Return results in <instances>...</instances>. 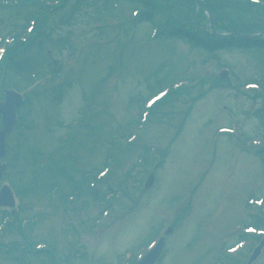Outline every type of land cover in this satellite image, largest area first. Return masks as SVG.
I'll return each mask as SVG.
<instances>
[{
    "label": "rangeland",
    "instance_id": "1",
    "mask_svg": "<svg viewBox=\"0 0 264 264\" xmlns=\"http://www.w3.org/2000/svg\"><path fill=\"white\" fill-rule=\"evenodd\" d=\"M158 3L164 7V14L166 10L169 11L166 12L168 15L172 16L174 19H176V17L181 18L184 24L189 27H192L195 22L202 23L200 16L194 18L191 7L183 0H158ZM118 4V8L113 9V11L108 13L109 15H98L99 20H95L102 23L101 25L104 24V34L106 38L103 39L102 42H99L97 38L100 31L96 29L95 22L93 23L87 18V16L90 17L93 11L86 14L87 16L84 15L79 18V22L74 26H61L55 28L53 39H67V41L73 44L75 52L77 51L79 54L76 65L71 62L73 61L69 57L71 53L68 52L67 48H64L61 51L62 53H60L55 46L50 44L46 46L43 58H47L48 61L56 58L63 64L64 70H68L66 73H63L62 79H67L68 81L72 80L74 82V88H76L75 90L73 89L74 92L70 94L72 100L78 98L77 94L83 95L84 93L86 94L85 102L91 106L89 112L94 113L97 109H102L97 116L94 117V115L91 114L87 119L93 122L94 125L102 126V135L107 136L106 133L108 132L110 137H112L111 132L120 135L122 131L124 132L128 127V125L125 124L127 123L128 115L124 114L126 108L122 107V105L128 101L130 96L137 93L138 89L135 88V83L140 77L139 75H135L131 76L132 78L129 79L127 78L128 75L125 74L119 81L120 85L118 83L113 88H109L110 86L107 88L103 84V89H105L104 93L108 91L105 99L109 100V103L115 107L107 104L103 108L104 102H102V97L104 93L102 92V87L101 97L97 93L99 92V81H101L107 73L106 71L108 68L106 69V64L110 63L111 69H114V67L117 68V66L120 65H126L127 71L136 68L146 71L164 59L167 67L172 69V74L175 79L180 78L186 80L188 76L185 75L184 69L186 68L187 70L189 67L196 68L194 74L198 76L200 80L197 84L191 85V87L187 89L188 94L186 97L171 102L169 109L165 108L162 110L163 114H161L159 118H152L153 121L154 119L171 120L173 125L176 124L174 128V133L176 135H174L172 131L166 132L165 135L167 134L169 137V139H167L166 136L162 135V133H164L163 129H160L158 133L153 132V130L156 129L155 122H152V126L147 128L143 134L142 131L138 129L135 135L137 138L140 135L141 138H139L137 143L126 148L117 156L115 166L112 168L113 171L109 182L111 186L116 187L124 180L127 172L132 169L131 167L136 165V160L140 158V154L138 156L136 150L145 147V144L147 142L149 143L151 140L156 141L162 147L159 149L160 151H156L155 155L159 160H161L164 155V160L162 161L166 163L165 167L157 173V186H159V188L152 190V192L148 194L144 192L142 189L144 181L152 172L156 171L152 166L145 168L141 174L136 175L134 179H132L139 181L141 188L137 190L127 188L128 190L125 193L128 197L132 194H140V198L134 201L130 200V197H122L120 202L115 204L112 203L114 206V210H112L111 214L113 218H109L110 220H107L105 222L106 224L101 226L97 231L92 232V229L88 231L78 226H82L80 220H84L85 222L88 220L87 223H89L91 227V222L99 217L100 211L103 209L102 205L98 207L93 203L85 214L81 213L78 217H74L77 215V212H68L71 217H74L71 220V217L64 214L63 206L59 205L57 210L54 211L45 204L43 208L36 207L33 213H45L51 209L53 212H56V215L52 216L51 221L47 222L44 228L42 225H37L34 231L36 233L35 237H33L34 232H25L24 236L29 238V240L33 238L35 241L32 242L36 243L41 241L38 239H48L50 236L45 237L42 236V234L44 232L50 234V230H54L55 233L59 230L65 235L69 228H72L70 226V224H72L75 225L77 229L79 228L81 230L79 238L68 237V239L64 240L59 236H57V238L51 236L50 243L55 244V246L59 248L60 253H56L57 256L61 257L63 260L70 259V262L73 264H117V256L121 255L125 248H130L134 239L139 238V236L133 235L136 232L130 234L128 231H134L136 225L140 226L146 223L144 220L145 212V218L148 219L150 228H147L143 235H150L149 239H151L161 226H164L168 220L173 218V213L176 209L174 207L183 206L185 199L192 196L191 202L193 203L194 211L199 215L196 216L195 223L186 226L185 229L176 232L167 239V244L164 249L165 256L166 254L167 256L163 264H204L199 257L210 253L209 256L212 255L214 259H217L219 256L218 248L220 245L224 244L227 236L226 234L230 229L229 227L244 219L240 202L250 195L261 194V196H264L263 162L256 155L260 147L258 149L250 148L249 151L248 149L245 150L248 152L246 157H243L240 152L235 151L238 148H242L241 141L247 140V138H253L258 131L257 123L254 121L252 122V120H255L253 114L256 109L264 106V99H255L253 97L254 92L250 90H241L244 93L240 91L239 94L240 89L238 90V88H240L239 85H243L244 82L249 83L256 78H261L264 81V58H260L256 51L238 52L236 50L221 52L217 55L218 57H215V55H209L201 49L193 48L181 39L175 41L162 39L156 42V44L154 43L151 46L142 47V40L145 39L146 35H149L151 30L149 25H139V28L135 29L133 32L131 31L130 33H123L120 35H118V31L115 30V28L112 29L109 27L111 17L115 15L122 16L126 12L128 14L131 10V7L127 4ZM3 15H1V18L4 22L2 26H0V36L7 34L15 23H19V25L22 23L17 16L11 17L9 14ZM126 19L128 18L123 19L121 24L125 22ZM54 27H56L55 23L51 21L47 30L48 28ZM69 33H71L70 40L67 38ZM95 40H97V42ZM96 43L97 45L94 46ZM92 46L94 56L101 59L100 61L105 62L101 66H99V64L96 65V68H98L100 72L99 78L98 74L95 73V62L89 60L85 66V79L83 80V76H79L77 72L84 66L82 55L91 52ZM123 50L124 56L122 54ZM47 52H49V54ZM211 58L218 59V61L209 64ZM99 59L95 58V60L98 61ZM113 59H116V61ZM112 64L116 66L113 67ZM225 66L230 67L229 69L231 72L227 74L226 79H222L221 69ZM125 70L126 68H124V71ZM139 70L132 72L136 73ZM163 72H166V70ZM234 72L237 74L238 79L244 80L240 81L243 84H238L233 80ZM93 73H95V76H93ZM7 77L8 87L18 85L19 79L16 78L17 81L15 80V83L12 84L11 80L13 76L7 74ZM129 81H132V85L127 84ZM84 85L85 88L83 87ZM127 86H129L130 95L122 98L118 89L122 90ZM44 88H48V85ZM79 89L80 91L78 92ZM3 93L2 91V97ZM68 94L67 91L64 93L65 97L59 106L63 105L70 111L73 102L70 105ZM237 95L240 98L239 102H237L238 100L235 98ZM51 99L52 96L47 94L45 97H42L40 101L32 100L29 103L28 117L33 120L35 130L31 133L23 128L20 133L9 137L7 140L8 159L12 160L18 154L20 156L27 153L32 154L33 151L42 153L43 149L48 146L47 142L44 141V139L49 141V139L44 136V129H46L47 133L52 132L55 123L51 126L46 124L43 129L44 124L47 122L45 115L49 116L54 109H58L57 106L52 105L53 103L50 104ZM199 101L202 102L199 103ZM200 104L202 105L197 107ZM246 112L247 114L245 116ZM179 113H186L185 116H183L189 122L186 128L184 127L187 123L178 119ZM26 114L27 110L23 109L21 115L24 119ZM164 114H168V117L164 116ZM63 117H66L65 113H54L49 120L51 122H58L62 120ZM213 118L217 121H224L225 119L234 121L238 119L245 120L247 126L242 130L238 129L239 138L226 136L233 139L224 140L221 138L218 140V146H216V144L214 145L211 142L210 135L219 129L217 128L219 125L217 124L215 126L213 123L212 125H214V127L210 126V119ZM25 120L27 121V119ZM228 122L229 121H225L220 125L224 126ZM20 123L23 122L21 121ZM198 125H200V127L196 128ZM172 126L167 128V130H171ZM181 126L183 128H176ZM179 133L182 135H178ZM52 134L54 136V132ZM63 134H65V132H60L59 136ZM59 136L54 137L57 139ZM239 139H241V141ZM105 140L106 139H96L89 141L88 139H83V145H86V149H82L78 156L82 158V162L86 161L88 163V169H90L91 166L100 167L99 164L106 150ZM53 145L51 144L49 148L53 147ZM168 145H170V148H168ZM249 152L252 157L249 155ZM169 153L171 156L166 162ZM11 155H13L12 158H10ZM253 157L259 162L256 166L253 162L254 160H252L254 159ZM120 162L123 164L121 168L119 166ZM12 174L10 177H12ZM258 178L261 179V183H259ZM30 180V177H28L22 180V184L27 185ZM259 184L260 189L258 186ZM11 188L13 189V186ZM163 196L173 201L167 205L164 203L160 205L159 202H164V199H160ZM157 197L159 198V202H157ZM17 201L20 202L18 198ZM217 207L221 209L215 214L214 212ZM187 208L189 209L188 213L193 211L191 203ZM159 209H161L162 212ZM185 214L186 210L183 213V218ZM21 216V219H24L27 215L25 216L24 213ZM246 220H248V224L245 226L250 225L251 221H249V218H246ZM68 221H70L68 225L69 228L66 226ZM125 221H128V223ZM64 223H66V225H63ZM194 226L197 231L191 239V232ZM125 227H127L128 231L123 230ZM41 228H43V230ZM5 238H7V240L4 239L7 242L14 240L22 241L23 239L20 235L16 236L13 233H7ZM235 241L236 239L230 235V240H227L224 244L225 246L222 248H228ZM83 246H86V251L81 249ZM134 246L136 245L131 246L130 249ZM68 248L75 249L66 253ZM79 250L82 255H86V253L90 255L89 261L87 257L85 262H83L81 258L77 259L74 256L72 257V252ZM0 260V264H16L15 260L7 255L0 256ZM31 262V264H40L37 260ZM262 262L263 263H260V261H258L256 264H264V256ZM209 264L213 263L209 262Z\"/></svg>",
    "mask_w": 264,
    "mask_h": 264
},
{
    "label": "trees",
    "instance_id": "2",
    "mask_svg": "<svg viewBox=\"0 0 264 264\" xmlns=\"http://www.w3.org/2000/svg\"><path fill=\"white\" fill-rule=\"evenodd\" d=\"M134 1H135L136 5L143 6V8H145L146 11H149V13L147 15H145L144 17H141L139 19L140 22H144V21L153 22L154 21V18L157 17V16H159V14L156 12V10L158 9V5L156 4V2L154 0H134ZM225 3H227V7L230 9L229 12H232V13H238V12L239 13H241V12L243 13L247 9V7L250 6L247 3H238V2H231V1L229 2L227 0H225V1H220V0L219 1H215V0H205L204 1V5L207 8H209L216 15H219L220 14L219 9L221 10L222 9V6H224ZM32 7H33L34 10L36 9V7L34 5H31V6L29 5V6H25L23 8H19V6H17V7H15V10L17 11V14L18 15H21V16H22L23 13L25 14V12H27L25 14V18H28L30 16V12H33ZM83 7H88V3L83 4ZM73 9L75 10L74 12H78V6H74ZM262 11L264 12V9ZM63 21H65V20H62V22ZM231 26L236 27L237 25L236 24H232ZM223 28L225 30H227V31H242V30L246 31V30H248V28L247 27H244V26H241L240 28H237V29H231V30L228 29L227 27H223ZM185 35L190 36V37L193 36V35H191L189 33L188 34L183 33L181 30H179L178 33H177V36L184 37ZM40 37L41 36H39L38 38H40ZM42 37H43V35H42ZM205 38L215 39L211 35L210 36L209 35H206L205 37H202L201 35H199V36L194 37V40H192V41H193V43L195 45H200V46H202V47H204L206 49H209V46H213L214 48H221L223 46L232 47V46H235V45L234 44H231V42H236L234 40H231V41H221L219 43H217V42H214V43L213 42H210V44L207 45L206 42L200 40V39H205ZM215 40H217V39H215ZM37 43H40L41 44L42 42H40L39 40H37ZM253 43L259 44V42H257V41L256 42H253ZM29 65L30 66L32 65L33 66V69H34L37 64H35L33 62V60H30L29 61ZM27 66H28V64H26L25 67H27ZM20 71H22V68L20 69ZM171 97L172 96H170L169 99ZM35 156H38V155H35Z\"/></svg>",
    "mask_w": 264,
    "mask_h": 264
},
{
    "label": "bare ground",
    "instance_id": "3",
    "mask_svg": "<svg viewBox=\"0 0 264 264\" xmlns=\"http://www.w3.org/2000/svg\"><path fill=\"white\" fill-rule=\"evenodd\" d=\"M219 11L223 15L227 14V18L231 17V13L228 14V11H230V9L227 7V3H225V5L222 6V9L221 10L219 9ZM262 12L263 11H262L261 7L251 4L249 7H247V9L243 13L242 12L241 13H239V12L235 13L238 16L236 18V20L238 22H240V23L242 22L244 25H246L247 27L251 28L255 24L254 18L260 16L262 14ZM153 43H154V41H153ZM153 43H151L150 45H152ZM36 59H38V57ZM29 61L30 60H27L26 64H28ZM255 185H257V184H255ZM126 230L128 231V229H126ZM128 232H130V231H128Z\"/></svg>",
    "mask_w": 264,
    "mask_h": 264
},
{
    "label": "water",
    "instance_id": "4",
    "mask_svg": "<svg viewBox=\"0 0 264 264\" xmlns=\"http://www.w3.org/2000/svg\"><path fill=\"white\" fill-rule=\"evenodd\" d=\"M8 98H9V96H8ZM10 99V98H9ZM3 135H4V133L3 134H0V152H1V154L0 155H2V148H3V141H2V137H3Z\"/></svg>",
    "mask_w": 264,
    "mask_h": 264
}]
</instances>
